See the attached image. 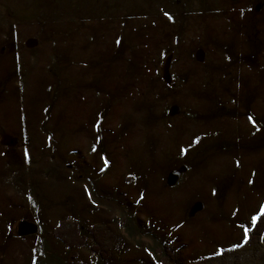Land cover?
<instances>
[{"label":"rangeland","instance_id":"374dc122","mask_svg":"<svg viewBox=\"0 0 264 264\" xmlns=\"http://www.w3.org/2000/svg\"><path fill=\"white\" fill-rule=\"evenodd\" d=\"M0 1V264H264V0Z\"/></svg>","mask_w":264,"mask_h":264},{"label":"trees","instance_id":"16d2710c","mask_svg":"<svg viewBox=\"0 0 264 264\" xmlns=\"http://www.w3.org/2000/svg\"><path fill=\"white\" fill-rule=\"evenodd\" d=\"M0 3H1V1H0ZM264 3V2H263ZM262 4V2H260L259 1V3H256L255 5H254V8H258V6H260ZM3 10H1V12H2ZM7 23V22H6ZM12 26H13V23L11 24ZM21 32L20 31H17L16 29H15V31H9L7 34H5V36H4V38L3 39H1L0 38V53L2 54V53H4V52H6L7 53V51H11L12 50V54L14 55V57H15V64H14V66H13V64L11 65V63H9L8 62V65H10V67H12V69L10 70V69H8V72L6 73V75H5V77H4V79H1V83H0V86L2 87L3 86V88L5 89V86H7V87H10V88H14L15 90H17V88L19 87V85H18V77H22V75H19V76H17V74L15 73V72H18V71H20L22 74H23V76L25 77V78H23L24 79V86L23 87H21V92H22V94H23V96H24V94H26L27 93V91H28V88L30 87V85H31V78H30V76L29 75H27L26 73H24V67H25V62L21 59V57L20 58H18L17 59V57H19V55L17 56V50H18V45L20 44V43H22V41H21ZM25 37V36H24ZM25 39L26 40H28L29 39V37H25ZM4 42H7L6 43V45H7V47L5 48V49H3V44L2 43H4ZM12 42V43H11ZM11 44H12V49H10V46H11ZM253 53V52H252ZM7 55V54H6ZM249 55H250V52L249 53H247L246 55H245V57H246V59H248L249 58ZM2 57H1V55H0V59H1ZM6 58H8V61H9V55L8 56H6L4 59H6ZM18 61H21V64L19 65L17 62ZM52 65V64H51ZM17 76V77H16ZM16 77V78H15ZM10 78H11V82H9V80H10ZM30 79V82H29V79ZM9 82V83H8ZM28 82H29V84H28ZM29 86V87H28ZM20 88V87H19ZM17 97L18 98H20L21 99V101H22V97L20 96V94H19V91L17 92ZM236 97H238V96H234V98H236ZM0 101H2V95H0ZM29 101H30V98H29ZM31 102V101H30ZM26 104V103H25ZM31 104V103H30ZM227 103L226 102H223V101H220L219 102V104H216V108L214 109H212V111L210 112L211 113V115L213 116V117H218V116H221V115H224V113H225V111L227 110ZM31 110V109H30ZM196 109H194L193 108V111L191 112L192 113V116H193V118H194V116H196L197 114H198V112L199 111H195ZM207 113V112H206ZM189 166V165H188ZM264 218V216H261L258 220L260 221V220H262ZM74 222H69V221H65V222H63L62 223V228H59V233L61 232L62 233V235H64L65 233L64 232H62L63 231V229H68L69 231H70V233H72L73 235H75L76 237H77V239L76 240H82L83 238H84V235L82 236V234H80V226H79V222H78V220H73ZM91 225V224H90ZM96 225H99V224H93L92 226H96ZM259 225V224H258ZM264 226V225H263ZM90 228V227H89ZM100 231L102 230V228H100L99 229ZM258 231V234H260V232H261V230L260 229H257ZM254 232H256L255 230H254ZM64 233V234H63ZM104 232L103 231H101V234H103ZM54 234V233H53ZM105 234V233H104ZM57 234H54V236H55V238H57L63 245H64V247H67L68 249L69 248H71L70 246H71V244H72V242H68L67 244L66 243H64L63 242V240L61 239V238H59L60 236H56ZM105 236H106V234H105ZM264 236V235H263ZM116 246H119L120 247V245H122V243H117L116 242V244H115ZM74 248V247H73ZM76 248V247H75ZM72 249V248H71ZM160 251H159V254H160V257H161V261H160V263L159 264H164L163 262H164V260L165 259H168L169 260V262H171L172 264H180V258H179V251L178 250H176V248L172 245V243H170V244H168V245H165V247L164 248H162V249H159ZM162 252V253H161ZM225 253H228V252H224L223 254H221V256H219L218 254H216V255H213V256H211L210 258H212V257H219V258H222L223 257V255L225 254ZM220 254V253H219ZM97 257L104 263H109V262H111V259H112V257H111V255H109V256H106V258L105 259H102L101 258V256L100 255H97Z\"/></svg>","mask_w":264,"mask_h":264},{"label":"snow or ice","instance_id":"6c2138e0","mask_svg":"<svg viewBox=\"0 0 264 264\" xmlns=\"http://www.w3.org/2000/svg\"><path fill=\"white\" fill-rule=\"evenodd\" d=\"M165 15L168 16L167 13H165ZM169 19H171L170 16H169ZM248 119H249L250 122L253 120V118H252L251 116H250ZM93 151H95V148H93ZM182 151H183V150H182ZM101 159L104 160L105 167H107V166H108V161H107V159H105V158H103V157H101ZM259 215H260V216H264V204H262V205L260 206V214H259ZM258 218H259L258 216H253V217L251 218V219H252V222L255 223V222L257 221ZM245 235H247V232H245Z\"/></svg>","mask_w":264,"mask_h":264},{"label":"water","instance_id":"95a60500","mask_svg":"<svg viewBox=\"0 0 264 264\" xmlns=\"http://www.w3.org/2000/svg\"><path fill=\"white\" fill-rule=\"evenodd\" d=\"M33 227H34V226H33V224H32L27 230H29V229L32 230Z\"/></svg>","mask_w":264,"mask_h":264}]
</instances>
